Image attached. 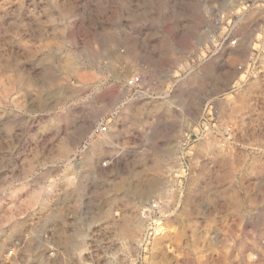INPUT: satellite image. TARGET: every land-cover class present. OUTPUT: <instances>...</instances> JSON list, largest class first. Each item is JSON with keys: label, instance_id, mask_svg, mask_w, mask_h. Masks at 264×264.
<instances>
[{"label": "clouds", "instance_id": "9594fccd", "mask_svg": "<svg viewBox=\"0 0 264 264\" xmlns=\"http://www.w3.org/2000/svg\"><path fill=\"white\" fill-rule=\"evenodd\" d=\"M40 2L0 30V264H114L122 214L169 199L181 264H264V67L236 87L264 0Z\"/></svg>", "mask_w": 264, "mask_h": 264}, {"label": "rangeland", "instance_id": "374dc122", "mask_svg": "<svg viewBox=\"0 0 264 264\" xmlns=\"http://www.w3.org/2000/svg\"><path fill=\"white\" fill-rule=\"evenodd\" d=\"M80 4V11L84 12L85 7L88 6L87 0H80ZM23 5V8L20 9L19 0H0V30L8 27V31L13 35H19L24 27L21 23L27 22L34 24L37 16L44 12L46 2L41 3L40 0H23ZM18 9L19 11H17ZM40 18L43 19L44 17L41 16ZM128 23L129 22L127 21H122L119 27H126L128 26ZM183 23H191V21H184L181 19L174 21V25L177 27ZM149 28L152 31L157 30L155 25H150ZM145 31L146 29L143 27L138 29V38L132 42L141 52L149 50L152 46V41H149L147 44L144 43ZM3 39L4 41H11L12 46L17 50L20 49V41H13L10 36H6ZM252 52H255L256 55L252 56ZM225 54L226 49H222L221 52L217 54V58H214L213 62L206 66V71L217 63L222 65V57ZM260 56L261 53L258 48H253L251 52H249V59L244 65V70L240 73L238 82H236L237 88H242L251 74L259 72V68L264 67V61L260 59ZM261 74L264 75V73ZM252 78L255 77L253 76ZM249 87L250 85H245L246 89ZM229 99H231V96H229ZM210 114L214 113L210 110ZM33 124H35V122H33ZM205 127H207V125H205ZM16 131H18V129ZM32 131H35V128H33ZM11 134L14 136L15 131L11 132ZM8 135L9 129L4 127V122H0V140L7 138ZM149 138L154 139V134H150ZM190 139L195 141V134H192ZM108 151L110 155H114L115 152H118L119 150L114 149ZM39 199L40 194H36L32 200H29L24 205V210H27L34 201L38 202ZM162 206L166 217L162 234L153 239L149 246L146 247L142 246V237L146 229V222L143 220L144 218L141 214V210L139 212L133 210L122 214L114 229L117 243V247L111 254L114 264H121V262L122 264H181V262L184 261L186 252L184 250L185 240L183 238V233L175 228V226H170L168 224L171 215L176 209L171 207L170 199L167 202L162 203ZM124 216H129V218L124 219ZM133 222L139 223L140 226L134 230L133 234H131L129 233L130 229H128V225ZM12 252V249L5 252L3 254L5 259L11 260L12 257L10 253ZM192 255L197 258L200 264L206 259L202 249L196 246L192 248Z\"/></svg>", "mask_w": 264, "mask_h": 264}, {"label": "built area", "instance_id": "2783aa9c", "mask_svg": "<svg viewBox=\"0 0 264 264\" xmlns=\"http://www.w3.org/2000/svg\"><path fill=\"white\" fill-rule=\"evenodd\" d=\"M148 206H145V209ZM142 209V216L146 222V229L142 237V246L146 247L153 239L162 234L164 223L166 221L164 208L162 204L152 211Z\"/></svg>", "mask_w": 264, "mask_h": 264}, {"label": "bare ground", "instance_id": "6f19581e", "mask_svg": "<svg viewBox=\"0 0 264 264\" xmlns=\"http://www.w3.org/2000/svg\"><path fill=\"white\" fill-rule=\"evenodd\" d=\"M141 214H142V209H141ZM127 218H129V216H124V219H127ZM139 226H140L139 223H136V222L130 223V225H128V229H130L129 230L130 231L129 233L133 234L134 233V230L137 229Z\"/></svg>", "mask_w": 264, "mask_h": 264}]
</instances>
